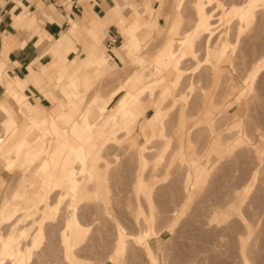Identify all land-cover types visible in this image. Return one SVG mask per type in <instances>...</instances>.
<instances>
[{
	"label": "rangeland",
	"instance_id": "rangeland-1",
	"mask_svg": "<svg viewBox=\"0 0 264 264\" xmlns=\"http://www.w3.org/2000/svg\"><path fill=\"white\" fill-rule=\"evenodd\" d=\"M130 1L133 4L138 2V0ZM190 1H152L150 4L156 14L154 12L151 15L148 25L138 33L140 39L147 38V40L142 46L140 45V48L139 46L135 48L136 55L141 58L131 63L127 60V64L125 62L123 66L116 61L117 67L111 66L108 75L112 77L92 85L87 91L88 98L96 90L109 95L120 83L115 78L121 81L124 79L125 71H130L123 84L113 93L107 106L100 100L98 104L95 103L97 106L106 107L104 111L106 124L116 118L117 101L125 95L126 83L130 78L144 74L155 81L160 80L158 91L150 88L151 82L146 81L136 92L139 100L148 97V102L136 109L139 116L147 110L146 116L150 115L149 109L160 114V119L152 124L154 133L150 135L151 137L150 130L147 129L148 124H141L147 117L136 123L135 118L138 117L136 116L134 117L136 125L131 132L126 133L125 126H118L113 130V135L117 130L116 139L108 140L102 145L105 158L98 160L100 167L107 171L108 180L96 186L106 189L105 192L103 188L97 192L99 195L97 200L104 203L103 212L100 206L94 204L92 197H89L91 190L85 192L86 194L82 192L87 177L86 175L80 177V191L84 201L78 200L80 203L74 207L73 213L77 220L81 218L80 221L78 220L81 224L85 227L89 225L91 228H86L88 231L84 240L75 251L76 257L83 264H264V70L255 78L251 86L242 81L248 77L245 75L249 74L254 62L259 61L264 54V1L260 7L254 9L238 40H236V20L227 11V6L224 9L217 7L211 23H214L215 34L219 33L218 37L221 36L217 42L221 46L218 48L219 45L216 46L218 52L223 46H227L225 57L221 61L218 58L206 60L203 35L204 38L201 36L200 40H196L195 54L182 62L179 75L174 78L171 71L159 70L156 64H160L162 69L165 68L162 63L164 61L162 52L165 47L166 30L173 14L183 13V25L180 30L183 32L191 30L194 24V11L189 4ZM243 2L244 0H235V2L232 0V3L238 5H242ZM46 4L54 10L53 5ZM150 10L153 9L148 6L146 16ZM122 44L118 38L115 46ZM175 48L174 44L173 50ZM124 53L128 54V51L125 50ZM217 63L219 69L214 76L212 69ZM68 76L69 73L64 75L59 83H65ZM241 88H244L245 93L238 99L236 93ZM53 92L57 93L56 88ZM167 92H169L168 96L165 95L162 99L161 94ZM206 101L213 108L211 116L214 120L207 126L204 122L202 124L198 122L197 126L193 120L200 116L201 108ZM42 103L49 105L45 101ZM95 105L89 104L85 112ZM28 106L27 101L21 104L24 115H26L24 107L28 109ZM14 107L17 111L16 104ZM71 111L76 114L75 109ZM113 111L115 114L112 113ZM16 113L20 117V113ZM129 119L127 118L126 121ZM185 123L186 128L183 130ZM157 127L161 134L156 132ZM203 127L211 130L208 137L197 133V130L201 131ZM30 131L31 136L27 132L25 136L18 139L15 137L12 141L11 147L18 143L23 145L21 153L11 154V148L8 154L1 155L2 158L14 157V160L9 161L12 162V167L7 169L3 167L0 170V211L3 212L5 209L12 213L9 224L0 221L2 223L0 234H7L9 226L15 223H17L16 227L26 229L30 236L35 235L39 230L40 237H34L38 241L33 249L36 262L66 264L65 261L70 259L71 252L63 251L60 245V232L63 219L70 213L67 206L70 200H66L65 205L61 206L59 212L61 217L58 214L56 219L52 220L49 212L43 214V204L45 201L48 205L55 203L59 191L54 192L48 199L45 193L47 191L41 194V198L37 196L42 191V186L47 185L50 189L56 185L51 168L48 167L46 173L42 174L36 175V171L40 160L46 159L51 151H54L55 145L58 144L57 136L47 134L45 140L44 136L40 137L42 130L32 127ZM50 131L52 132L51 128ZM104 133L107 134L108 131L105 130ZM96 134L98 138L102 132L97 131ZM145 135L149 137L147 143ZM35 136L37 140L39 139L37 148L40 152L44 151L38 159L25 164L24 175L17 169L24 160L18 164L17 158L22 153L28 154L29 139ZM42 138L44 140H40ZM99 141L103 140H98L97 143ZM185 146L190 148L186 150ZM208 149H213L214 152H207ZM142 153L145 155L142 159H138L137 154ZM204 155L207 159L201 160L200 157ZM60 156L61 153L56 155V162L60 161ZM189 164L191 168H188ZM192 169L198 171L199 177L205 175L204 181L203 183L196 181L197 187L189 189L186 195L183 187L184 177ZM20 178L26 185L32 187L33 191L21 187L20 182L18 183ZM143 185L144 189L141 191ZM89 187L88 189H91L92 185ZM61 191L69 193L66 188ZM17 192L22 193L23 196L16 202L20 201L23 205L29 204L30 201L34 203L33 214L31 212L33 216L29 214L26 219L24 217L22 219L21 212L13 214V204L16 199L13 200L11 196ZM71 203L77 202L71 201ZM150 204L153 206L152 215ZM32 218L34 220L30 221ZM119 234L122 235L124 242H128L124 245L125 248H122L123 252L116 246ZM29 237L26 240L28 243ZM141 239L147 240L140 244L137 240ZM152 249L156 252L154 260L150 259L148 254ZM180 255L181 260H179ZM72 262L76 264V260Z\"/></svg>",
	"mask_w": 264,
	"mask_h": 264
},
{
	"label": "bare ground",
	"instance_id": "bare-ground-1",
	"mask_svg": "<svg viewBox=\"0 0 264 264\" xmlns=\"http://www.w3.org/2000/svg\"><path fill=\"white\" fill-rule=\"evenodd\" d=\"M119 1L122 3V5L125 6L124 11L129 12L127 15V20H128V24H130V26H131V29L124 30V34L129 35V36L131 35V37L135 41L134 43L136 44V47H138L139 46V42H138L139 31L137 30L138 18L142 17L144 14L146 16V11L148 9V6L154 0H139V5L135 8L134 11H130L127 8L128 5L130 4V0H119ZM240 1H242V0H240ZM263 1L264 0H244L242 5H238L236 3H232V0H191L189 4L192 5L191 7L194 11V21H193L194 24H193V26L191 25L192 26L191 30L187 31V32L186 31L183 32L182 30H180V29H182L181 26L183 25V19H184V16L182 15L183 13L178 12L177 14H175V15L173 14L170 17L171 18L170 23H169V26L167 27V30H166L167 33H166V37L164 40L165 47H164V51L162 52L163 53L162 56L164 57V61H162V63L165 66V68L164 69L160 68V64H156V66L159 68V70H162L165 72L171 71L174 78L178 77V75H179L178 71L180 70L182 62L185 59L190 58L191 56H193L195 54V51H194L195 46L194 45L196 44V40H198L199 37H201L203 35L205 36V38H204V36H203V38L205 39L204 45L206 47V55H205L206 60L209 58H218V60L220 59V61H221L227 53V46H223L222 50L220 52H218V49H216V46L219 45L217 42H219V39L221 38V36L218 37L219 33L215 34L214 27H213L214 23H211V19L214 18V16H213L214 10H216L217 7L224 9L227 6V9H228L227 11H229L231 16L236 20V23H237L236 24L237 26L235 29L237 31V33H236L237 39L236 40H238L241 32L244 31L245 23L250 19L252 12L254 11V9L256 7H260L261 4L263 3ZM234 2H235V0H234ZM239 4H241V2ZM209 8L210 9L212 8V10H209ZM47 11L51 12L49 7L46 8L43 6L40 9V11L37 12L38 13L37 15L31 16L26 20L22 19V16H17L15 18L19 22H24L23 27H34V28L36 27L37 28L39 25L38 17L41 14L46 15L47 17L51 18ZM223 11H225V10H223ZM154 12L156 14V11H154V10L148 11V14L146 16L148 21H150V17ZM217 12H219V11H217ZM263 19H264V14H263ZM101 23L103 24V26L106 27V24L104 22L101 21ZM232 27H234V26H232ZM255 27H254V29H256ZM189 29H190V25H189ZM232 29L235 30L234 28H232ZM81 31L87 32L86 29L80 28L77 24H75V23L72 24V27L70 29V32H72V34L79 36ZM179 31H181L180 32L181 34L179 33ZM230 31H231V29H230ZM254 32H255V30H254ZM36 33L38 34L37 38H40V35H41L40 32L37 31ZM180 35H181V37H179ZM216 35H217V37H216ZM227 36H228V33L226 34V37ZM254 38L256 40V37H254ZM221 42H222V40H221ZM174 44H175L176 48L173 50ZM220 46H221V44L219 46H217V48ZM256 46H258V45H256ZM63 49H64V46L61 42V36H59L58 38L55 39V41L53 43H50L47 47L45 46L44 52L50 53L56 58L57 56H60L62 54ZM94 49L96 51L95 52L96 54L100 53L101 62L106 60L107 56H105L106 54L103 51H101L102 50L101 48L99 49L97 47H94ZM113 51H114L115 56L120 57L118 52H116L115 50H113ZM129 52H130V55H132L131 49ZM263 52H264V50H263ZM261 54H263V53H261ZM216 62H217V60H216ZM256 62H258V63H256ZM218 63H219V61H218ZM218 63L216 65H214V67L212 69L214 76L216 75L217 69H219ZM254 63H253L254 66L253 67L251 66L252 68L250 67L251 69L249 70V74L245 75L248 77H245L246 79L242 80V81H244V83H246L249 86H251V84H253V81L255 80V78H257L259 76V74L264 70V54H263L262 58L259 59V61H255ZM253 64H251V65H253ZM92 65H94V64L90 63L89 66H92ZM152 69H153V66H152ZM210 70H211V68H210ZM149 72H150V70H149ZM58 74L60 76L59 77L60 79L64 76L62 71H58ZM210 74L212 75V73H210ZM96 77H97V74H96ZM146 81L151 82L152 85L150 88H152L153 90L157 89V91H158V87H160V80L155 81V79H152V78H150L144 74H140L137 77L130 78L126 83V87L124 90L125 95L122 97V99H119L118 104L116 105V109H117L116 118L114 120L112 119L109 123H106V124L104 123V119H105V112L104 111H105L106 107L103 105H98V106L95 105V103L98 104V101L100 100L98 98V96L93 99L92 104H94L95 106L88 108L86 110V112L83 111L84 113H82L81 118L79 120L81 127L78 128L75 126V127H72L70 130H68L66 128L61 129L62 127H60L58 125V122L55 120L54 135L57 136L56 138H57L58 144L55 145L54 151L53 150L51 151V157L49 158V160L45 161L43 163V165L39 168L38 174L46 173L47 168L48 167L52 168L53 165L60 166V174L57 177H53V180L54 179L56 180L55 186H53L50 189L47 188V185L42 186L43 187L42 191L39 192L37 194V196L40 197L41 194L44 193V191H47L45 193L47 194V199H48L49 197L52 196V194L54 192L59 191V194H57V197L55 199V203L48 205V202L45 201L43 204L44 205L43 214H46L49 212V214L52 215V220L56 219V216H58V214L60 212L61 206L66 202V200H70V204L67 205L68 211H70V213L63 219V221H62L63 225H62L61 232H60V245L63 248V251L65 253H67L68 251L71 252L70 259L66 258V259H68L65 261L66 264H73V262H72L73 260H76V264H83L76 257L75 251L78 249L79 246H81V244L84 240V237L88 231V229H86V228L89 227V225L85 227L83 224H81V222H79L80 221L79 219H81V218L79 217V219H78L79 221H78L76 219V217H74V213H73L74 207L80 203L79 201H82V200L84 201V199H83L84 196L82 197L81 191H80L81 190V183H80L81 179H80V177H82L83 175H86V177H87L86 184H85L84 188L82 189V192L85 193V192H88L91 190L92 192L90 193L89 197H92L93 201H95V203H94L95 205L100 206L101 212H103L105 210L104 203L103 202L100 203L97 200V198L99 196L97 192H100V190H102V188L104 189V192H105L106 189L104 187L101 188V186L97 187L96 185L99 183H103L104 181H107L108 180V173L105 170V168L100 167L101 164H99V160L97 159V157L89 158L87 156L86 149H87V147L92 148L96 141L101 140V139L104 140L106 138V136L112 137L114 128H116L118 126L123 127L128 122V121H126L127 118H132V117L134 118L136 116H139V114H138L139 112L136 111V109L138 108L137 102L139 100L136 96V92H137L138 88L140 87V84H143ZM92 82H93V80L90 81V84H92ZM78 85H79V80L76 78L70 85V88H71V91L73 92V94H74V92H76L77 88L79 87ZM17 86H18V88L23 87L19 83ZM132 90H133V92L131 93ZM244 91H245L244 88H241L239 91H237L236 96L238 99H239L240 95H243L245 93ZM7 94L12 100H15V99L20 97V94L18 92H14V91H8L7 90ZM168 94H169V92H167L165 94L164 93L161 94V98L164 99L165 95L167 97ZM130 100H132V102H133L132 105H130V103H129ZM72 102H74V101L72 100ZM75 102H77V101H75ZM75 102H74V104H75ZM150 103H151V101H150ZM8 106H9L8 102L4 99H1V101H0V114L2 115L3 118L0 120V133L1 132L4 133V138L1 139V136H0V146L3 142H4L3 143L4 145H7L15 137H17V139H18L21 136H25L27 134V132H29L30 129L32 128L33 123L36 122V120L29 118L28 122L30 124V127L27 128L26 131H24L23 130L24 124H22V126L18 127L17 120L15 118L5 120L6 116L12 117V114L8 110ZM21 114H23L22 109H21ZM159 119H160V114L158 112H153L152 117L148 120V123H147L148 124L147 129L150 130L149 136L154 133V131H153L154 125H152V124L156 120H159ZM100 125L102 127H100ZM181 126H184V125L181 124ZM185 128H186V123H185L184 128H182V129L184 130ZM105 130L108 131L107 134L104 133ZM143 130L144 129H142V132H143ZM97 131H99L100 133L102 132V135L98 138L96 137ZM156 132L158 134H161L159 127L156 128ZM210 132H211V130L209 128H204V127L201 131L197 130V133L198 134L200 133V136L204 134L203 136H205V137H208V134ZM41 134H42V136H40V137L44 136V139L46 140V135L49 134V132L47 130V131H43L42 133H40V135ZM195 136H196V134H195ZM44 139L42 138L40 140H44ZM191 139H192V137H191ZM145 141H146V143H147V141H149V137H147V135H145ZM35 142L39 143V139ZM64 145H66L65 153H63V150L61 147ZM22 148H23V145L21 143H18L14 149V154L17 155V154L21 153ZM189 148H190V146H188V147L185 146L186 150ZM40 149H42V148H40ZM36 150L39 151L38 148ZM53 152H54V154H53ZM60 153H62L61 157H60V161L56 162V158H57L56 155H58ZM102 155H101V157H102ZM103 158H105L104 155H103ZM168 161L170 162V159ZM143 162H144V160H143ZM76 165L78 166V168H76ZM86 166H88V168H86ZM188 168H191L190 164H189ZM66 170H68L67 174L64 173ZM197 172H198L197 170L192 169V171L190 170V172L188 174H186L184 177L183 187H184V193L186 195L189 193L188 192L189 189L192 190L194 187H197L198 184L196 183V181H199V183H203V181H204L205 175L203 177H199L200 174ZM200 178H202V179H200ZM90 185H92V187H91V189H88V188H90L89 187ZM171 185L175 186V187L177 186V185H173V184H171ZM22 186L25 189L26 186L21 184V187ZM175 187H174V189H175ZM19 188H20V186H19ZM63 188H66L67 192H69V193L61 191ZM170 188H171V186H170ZM24 189L22 191L23 194H24ZM143 189H144V185L141 188V191ZM172 189H173V187H172ZM27 190L33 191L32 187H30V186H27ZM23 194L20 192H17L16 194H13L11 196V198L13 200L16 199L14 201V204H13V207H14L13 214L21 212L22 217H20V218H22V219H23V217L25 218L29 214L32 215L33 214L32 210L35 206L34 203H31V201L27 205H23L20 201L16 202L18 198L19 199L22 198ZM87 195H85V197ZM89 197H87V198H89ZM71 201H75L77 203L72 204ZM86 205L87 204H85V206ZM150 210H151V215H152V210H153L152 204H150ZM66 211H67V209H66ZM77 211H79V209H77ZM10 212L11 211L5 210V209L3 212L0 211V216H1L0 221L5 222L4 224H9V222L12 220V218L10 217V215L12 213H10ZM31 212H32V214H31ZM64 212H65V210H64ZM80 213L78 212V214H80ZM75 214H76V212H75ZM59 216H60V214H59ZM33 220L34 219L32 218V220H30V221H33ZM1 224L2 223H0V225ZM16 224L17 223H15L12 226L11 225L9 226V230H8L7 234H5V235L0 234V264H39V262H36L37 260H36L35 252L33 250L38 243V241L36 239H34V237H36V238L40 237L39 230L36 231L35 235L30 236V235H28V231H26V229L24 230V228H23V230H22L21 228L16 227L15 226ZM60 224H62V223H60ZM20 227H22V226H20ZM148 230L153 231L151 229H148ZM12 232H14V233H12ZM122 234H123V232H122ZM28 237L30 238V240L28 239L29 243L26 242ZM32 237H33V239H32ZM146 240L147 239H145V240L141 239V240H137V242L142 244V242L146 241ZM125 244H128V242H126V241L124 242L122 240V235L119 234L118 238L116 239L117 248H119L123 252L122 248H125L124 247ZM145 249L146 248L144 247V250ZM47 252L50 253V251H47ZM155 253H156L155 249H152L149 251L148 254H149L150 259L154 260V258L156 257ZM180 257H181V255L179 256V258ZM179 258H177V259H179ZM179 260H181V258ZM179 260H175V261L178 262Z\"/></svg>",
	"mask_w": 264,
	"mask_h": 264
},
{
	"label": "crops",
	"instance_id": "crops-1",
	"mask_svg": "<svg viewBox=\"0 0 264 264\" xmlns=\"http://www.w3.org/2000/svg\"><path fill=\"white\" fill-rule=\"evenodd\" d=\"M46 3L53 5L54 10ZM78 3V8L73 10L68 9L66 6H58V1L56 0H0V101L4 99L8 102V110L12 114V117L6 116L5 120L15 118L18 127L24 124V131L30 127L28 122L29 118L36 120V122L33 123V128L39 129V131L48 130L49 135H54L55 120L60 127L68 130L75 126L78 128L81 127L79 123L81 115L83 111L89 107L88 105L93 103V99L98 96L100 101L107 106L113 93L123 84L130 71H125L124 79L121 81H119V78H115L120 83L109 95H104L101 90H96L88 98L87 91L89 88L98 82L102 83L103 79L111 78L112 76L110 77L108 75L111 72V66L114 68L117 67L116 61H119L123 66V63L126 62L127 64V60L131 63L134 62L135 59L141 58L136 55L137 50L135 49L136 44L134 43V39L131 35L124 34V30L131 29L127 20L129 12L124 11L125 6L122 5L119 0H78ZM138 5L139 0L136 4L130 1L127 8L130 11H134ZM43 6L46 8L49 7L51 12H47L51 18L41 14L38 17L39 25L37 28L23 27L24 22H19L15 18L17 16H22V19L26 20L31 16L37 15V12H39ZM149 8L155 10L151 4H149ZM101 21L106 24V27L103 26ZM74 23L80 28L86 29L87 32H82L79 36L72 34L70 29ZM148 23L149 21L145 14L139 17L137 30L139 32L142 31ZM158 30L160 29L158 28ZM37 31L41 34L40 38H37ZM59 36H61L64 49L62 54L55 58L52 54L44 52V49L45 46L47 47L50 43H53ZM118 38H120V43H123L121 46L118 45L119 47L115 46ZM146 40L147 38L140 39L138 37L139 47L140 45L142 46ZM94 47L102 49L101 51L107 56L106 60L101 62V55L100 53H95ZM130 49L132 50V55H130ZM113 50L118 52L120 57L115 56ZM125 50L128 51V54L124 53ZM125 56L127 57L125 58ZM142 62H144L143 59ZM90 63L94 65L89 66ZM58 71H62L63 75L69 73L65 83H59L62 81L63 77L61 79L59 78ZM76 78H79V87L73 94L70 85ZM91 80H93L92 84H90ZM18 83L23 87L18 88ZM141 85L142 84H140V86ZM54 88L57 90L56 94L53 92ZM7 90L18 92L20 97L12 100L8 96ZM132 92L133 90L131 93ZM72 100L77 102L74 104ZM24 101H27L29 105L28 109L24 107L26 115H24V112L21 114V109H23L21 104ZM42 101L47 102L49 105L43 104ZM147 102L148 97H142L141 100H138L137 106L140 107ZM82 103H84V105H82ZM129 103L132 105V100H130ZM14 104L17 105V111L14 110ZM71 109L76 110L75 115ZM201 110L200 116H197V118L193 120V123L197 125L198 122L201 124L204 122L205 126H207L208 123H212L214 120L211 116L213 108L210 106V103L206 101ZM147 111L135 118L136 123L140 122V119H145L146 117L145 121L141 124L145 125L148 123V120L153 115V110L149 109L151 114L146 116ZM16 112H20V117ZM112 113L115 114V111ZM2 118L0 114V120ZM134 125L136 124L132 117L124 125L126 128L125 132H131ZM46 126H49L52 132L50 128L48 129ZM116 132L117 130L115 134H117ZM30 133L31 131H29V134ZM114 135L112 137L108 136V138L99 141V143L96 141L92 148L87 147V156L89 158H102V154H104L102 145L108 140L116 139V135ZM0 136L1 139H3L4 133L1 132ZM13 140L7 145H4L3 142L0 146V170H2L3 167L6 169L12 167V162L9 161H13L14 157L4 156L2 158L1 155L8 154L11 148L10 153L14 154L16 145L11 147ZM52 140H54V138ZM35 141H37V136L31 137L29 139L30 149L28 154L22 153L21 156L17 158L18 164L24 160V162L17 166V169L21 171L22 174L24 173V175L26 172L25 164L31 163L33 159H38L40 154L44 151L40 152L36 150L37 142ZM61 147L63 153H65L66 145ZM207 152L213 153L214 150L208 149ZM208 154L209 153H206V155ZM143 155H145V153L137 154L138 159H142ZM206 155L200 157L201 160H206ZM24 157L26 158L24 159ZM50 157L51 153L46 159L40 160L39 168L45 161L49 160ZM39 168H37L36 175ZM51 173L54 177L58 176L60 174V166L53 165ZM19 182V185L23 184L26 187L28 186L24 183L22 178H20L18 183Z\"/></svg>",
	"mask_w": 264,
	"mask_h": 264
},
{
	"label": "built area",
	"instance_id": "built-area-1",
	"mask_svg": "<svg viewBox=\"0 0 264 264\" xmlns=\"http://www.w3.org/2000/svg\"><path fill=\"white\" fill-rule=\"evenodd\" d=\"M56 1H58V6L60 7L66 6L68 9H73V10L78 8L79 5L78 0H56Z\"/></svg>",
	"mask_w": 264,
	"mask_h": 264
}]
</instances>
